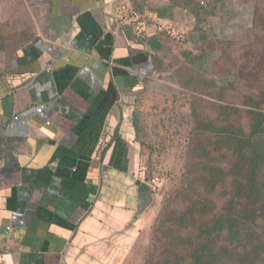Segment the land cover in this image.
I'll return each mask as SVG.
<instances>
[{"label":"crops","instance_id":"1","mask_svg":"<svg viewBox=\"0 0 264 264\" xmlns=\"http://www.w3.org/2000/svg\"><path fill=\"white\" fill-rule=\"evenodd\" d=\"M167 2L0 0V264H132L145 250L154 195L137 176L135 106L160 71Z\"/></svg>","mask_w":264,"mask_h":264},{"label":"rangeland","instance_id":"2","mask_svg":"<svg viewBox=\"0 0 264 264\" xmlns=\"http://www.w3.org/2000/svg\"><path fill=\"white\" fill-rule=\"evenodd\" d=\"M176 2L180 6L166 16L173 21L154 27L156 38L165 30L164 41L171 46L156 54L160 71L137 95L135 106L137 176L153 185L154 196L138 230L147 238L145 250L132 264H161L162 252L174 249L180 236L184 258L200 249L201 229L212 225L233 189L227 180L212 191L211 172L228 170L234 148H218L222 137L208 125L249 134L253 102L248 97L259 99L264 91V0ZM239 56L246 60L240 67L233 63ZM208 199L216 210L203 205ZM254 233L264 243V225L258 223L253 231L241 229L234 241L218 236L216 250L234 242L240 247V240Z\"/></svg>","mask_w":264,"mask_h":264},{"label":"trees","instance_id":"3","mask_svg":"<svg viewBox=\"0 0 264 264\" xmlns=\"http://www.w3.org/2000/svg\"><path fill=\"white\" fill-rule=\"evenodd\" d=\"M189 1L191 0H187ZM179 4L176 0L160 4L159 16L172 20L166 16L172 14L175 7L180 6ZM190 11L195 13L194 9ZM159 38L162 41L161 45L170 48L169 40L164 41L167 38L165 30L161 31L156 41ZM233 63L240 67L241 64L246 63L245 56L235 57ZM257 99L252 95L248 97V100L253 102L252 127L249 134L242 129L217 130L213 125H208L210 131L222 137L221 141L217 142L218 148L223 144H227L229 151L231 150L229 146L234 148V158L228 170L218 168L211 172V181L214 185L212 191L227 180L232 181L233 189L230 190L228 199L222 207L224 209L221 208L215 214L219 217L216 216L212 225L208 224L201 229L200 249L194 252V256L188 259L182 256V243L185 239L180 236V243L174 249L167 250L166 254L162 252L161 264H264V243L257 233L240 240L242 242L240 247L238 243L234 246L235 242L231 243V247L223 245L219 250L215 247V239L220 235H225L230 241H234L238 239L241 229L253 231V227L258 223L264 225V113L260 111L264 106V91L255 102ZM208 201L203 205L216 210V204L209 199ZM255 242L258 244L255 245ZM194 248V245L189 247V249Z\"/></svg>","mask_w":264,"mask_h":264},{"label":"water","instance_id":"4","mask_svg":"<svg viewBox=\"0 0 264 264\" xmlns=\"http://www.w3.org/2000/svg\"><path fill=\"white\" fill-rule=\"evenodd\" d=\"M137 184L140 187V190H143V189L149 190V186L146 183H141L139 181Z\"/></svg>","mask_w":264,"mask_h":264}]
</instances>
